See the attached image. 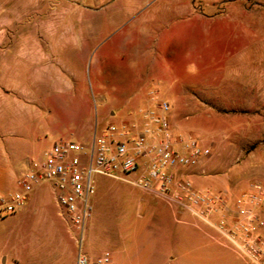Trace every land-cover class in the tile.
<instances>
[{
    "label": "rangeland",
    "instance_id": "1",
    "mask_svg": "<svg viewBox=\"0 0 264 264\" xmlns=\"http://www.w3.org/2000/svg\"><path fill=\"white\" fill-rule=\"evenodd\" d=\"M98 1L0 0L3 147L22 140L28 157L38 158L60 140L89 145L96 126L130 121L137 96L157 87L178 132H191L211 149L202 175L214 181L199 187L232 201L252 182L264 185V0ZM130 6L135 11L111 18L112 10ZM60 77L67 91L55 86ZM29 109L30 116L22 114ZM93 178L85 232L92 255L127 233L123 257L114 253L113 264H163L152 253L165 250L161 241L173 224L178 248L191 250L171 264H248L198 219L179 217L201 226L186 231L165 216L159 227L146 208H137V200L151 195L121 180ZM41 203L29 213L0 216L6 264H57L77 251L53 199ZM46 225L58 238L44 233Z\"/></svg>",
    "mask_w": 264,
    "mask_h": 264
},
{
    "label": "built area",
    "instance_id": "2",
    "mask_svg": "<svg viewBox=\"0 0 264 264\" xmlns=\"http://www.w3.org/2000/svg\"><path fill=\"white\" fill-rule=\"evenodd\" d=\"M155 107L138 110L141 120L95 127L91 142L60 140L32 159L19 176V188L0 191V216L14 213L40 186L48 184L76 246V264H111L106 250L92 257L85 232L93 216L94 174L132 184L166 204L190 212L215 228L227 245L249 264H264V185L252 182L231 201L195 184L186 170L197 167L211 149L189 135H175L171 105L151 93Z\"/></svg>",
    "mask_w": 264,
    "mask_h": 264
},
{
    "label": "crops",
    "instance_id": "3",
    "mask_svg": "<svg viewBox=\"0 0 264 264\" xmlns=\"http://www.w3.org/2000/svg\"><path fill=\"white\" fill-rule=\"evenodd\" d=\"M99 1H102V0H99ZM110 1H112V0H110ZM133 11H135V9L132 8V6L127 7L126 10L123 9L119 12H118V10L117 11L112 10V13H111L112 17L111 18L115 17V15H117V14L123 15L124 13L128 14V13H131ZM60 78L62 80L58 81L57 84L55 85L57 87V90L67 91L66 85L64 84V79L62 77H60ZM189 90H187V91H189ZM153 91L157 92L158 98L167 100L166 97L162 95V92L159 88H157V87L149 88L147 93H140V96H137V98H136L137 100L135 101V102L139 103V105L136 106L137 110H144V109L146 110V109L155 107V103H156L155 101L156 100L155 99L153 100L152 96H151V93ZM116 92H124V91L117 88ZM186 105L188 106V103L187 104L185 103V106ZM30 109H32V108L30 107ZM30 109L24 111V113H22V114L25 116H30L32 114V112H29ZM117 117H119V114L112 112V118L115 119ZM129 117H130V121L141 120V117H140V114L138 111H136V113L134 115H129ZM173 117H174L173 113L171 112L170 113V121H171V125H172L173 132L175 135H189V134H191V132H187V133L186 132H184V133L178 132L179 130L175 127L176 124L173 121ZM31 123H32V121H31ZM15 135H16V133H15ZM17 135H19V134L17 133ZM9 143H10L9 147H7V148L3 147L2 141L0 139V191L2 188H12L13 190L18 189L19 188L18 178L29 167L31 160L32 159H39V158L43 157L45 152L48 150L47 149L44 152V154L38 158H36L34 156L28 157L27 152L29 150L28 149L29 146H28L27 142H23L22 140H20V141L16 140L15 143H13V141L10 140ZM207 166L209 167L210 165H207ZM207 166L204 163H200L197 167L190 168V169L186 170L196 185H207V186H209L210 184L211 185L213 184L214 179H212L210 177V175L209 176L208 175H202V174L206 173L207 170H209V168ZM149 195H151V194H149ZM45 198H48V199L52 198L53 199V201L57 207V210H58V215L60 217H62L59 213V208L56 204L53 192H52V190L48 184H44V185L38 187L29 196L26 205L20 211H22L24 213H29L31 211V209H30L31 206H34L37 204H42L41 202ZM136 204H137L138 210H143L146 208L148 210V212H150L152 217L155 218V221H157V224L159 227H162L164 225L163 220H164L165 216H168L169 219L171 221H173L174 223L182 225V228L185 229L186 231L189 229L188 227H195V226L198 228L201 227L199 224L197 225V224H193V222L184 221L182 219H179V217H181V216L182 217L183 216H186V217L189 216L191 218L198 219L194 215H192L190 212L180 210L176 207L170 206V205L166 204L164 201H162L161 199H159L153 195H151L150 198L149 197L140 198L139 200L136 201ZM199 221L202 222L201 220H199ZM202 223L204 225L208 226L211 230H213L217 234V235H210L213 239H215L221 245L229 247L225 240L221 241L222 236L218 233V231L215 228H213L212 226H209L208 224H206L204 222H202ZM30 227H31V229H33V228L35 229V228H39L40 226L30 225ZM168 227L169 228H168L167 232H168L169 239L161 241V243H163L165 250L163 252H157L155 250L152 253V255L154 256L153 259H155V260H157L163 264H171L172 261H174L175 259L183 257L182 251H185L184 254L186 256L187 253L190 252V250H191L188 248L184 249V247L178 248L180 239H179L178 234L176 233L175 225L171 224V226H168ZM44 230H45L44 233L47 236L58 238V236L60 235L59 231L56 230L52 225H46L44 227ZM67 230H68V227H67ZM68 232H69V230H68ZM207 234H209V233H207ZM70 235H71V238L74 240L71 233H70ZM111 239H112L111 240L112 246L111 247L106 246L105 249L111 252V254H112L111 264H113L114 263V259H113L114 253H117V256H116L117 259H121L123 257V254L125 251L122 249V247L128 239V234L127 233H125V234L124 233H117L115 235V237L113 236V237H111ZM74 243L76 245L75 240H74ZM106 250H104V251H106ZM104 251H102V252H104ZM87 252L92 257H95L98 255V254L92 255L91 252H89L88 250H87ZM76 253H77V251L71 252L69 257H66L64 260L58 262L57 264H76ZM242 260H244V259H242ZM246 263H248V262H246ZM0 264H6L5 259L0 260Z\"/></svg>",
    "mask_w": 264,
    "mask_h": 264
}]
</instances>
